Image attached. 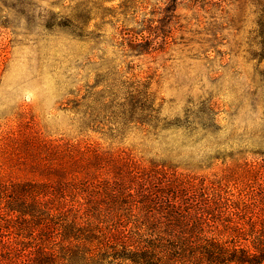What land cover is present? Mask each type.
<instances>
[{
  "label": "rangeland",
  "instance_id": "374dc122",
  "mask_svg": "<svg viewBox=\"0 0 264 264\" xmlns=\"http://www.w3.org/2000/svg\"><path fill=\"white\" fill-rule=\"evenodd\" d=\"M121 1L0 0V182L44 179L49 163L93 172L96 151H124L206 184L234 154L264 184V0H177L165 34L139 44L126 28L159 20L167 0L126 16L116 14ZM143 103L159 111L147 119L179 127L145 140V126L123 124L142 117L130 110ZM202 108L213 109V127L189 131L195 118L212 120ZM85 117L101 122L80 135ZM62 137L81 141L50 144Z\"/></svg>",
  "mask_w": 264,
  "mask_h": 264
},
{
  "label": "trees",
  "instance_id": "16d2710c",
  "mask_svg": "<svg viewBox=\"0 0 264 264\" xmlns=\"http://www.w3.org/2000/svg\"><path fill=\"white\" fill-rule=\"evenodd\" d=\"M95 1L98 9H104L113 0ZM176 2L166 1L159 20L136 21L140 30L126 28L128 40L139 44L165 34ZM150 4L151 0H122L116 14H138V7ZM121 25L126 27V21ZM205 110L197 113L212 120L195 118L188 122L189 131L213 127L214 111ZM136 111L142 117L123 124L145 126V140L179 127L147 119L144 114L158 111L154 105H132L130 112ZM100 122L85 117L77 123L80 135L95 130ZM80 141L62 137L50 144ZM226 159L232 163L227 173L208 184L178 173L179 165L172 161L138 158L124 151H96L90 158L93 172L79 175L76 161H70L68 165L49 163L41 180H3L0 264H262L264 184L255 185L247 160L239 165L234 154ZM240 167L242 174L237 173Z\"/></svg>",
  "mask_w": 264,
  "mask_h": 264
},
{
  "label": "crops",
  "instance_id": "0c3cea01",
  "mask_svg": "<svg viewBox=\"0 0 264 264\" xmlns=\"http://www.w3.org/2000/svg\"><path fill=\"white\" fill-rule=\"evenodd\" d=\"M263 264H264V262H263Z\"/></svg>",
  "mask_w": 264,
  "mask_h": 264
}]
</instances>
